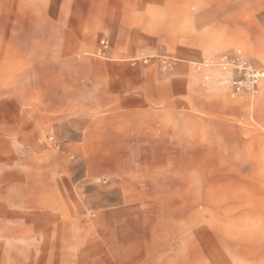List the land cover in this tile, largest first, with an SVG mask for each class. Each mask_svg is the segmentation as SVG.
I'll return each instance as SVG.
<instances>
[{
	"label": "rangeland",
	"instance_id": "rangeland-1",
	"mask_svg": "<svg viewBox=\"0 0 264 264\" xmlns=\"http://www.w3.org/2000/svg\"><path fill=\"white\" fill-rule=\"evenodd\" d=\"M258 72L264 0H0V264H264Z\"/></svg>",
	"mask_w": 264,
	"mask_h": 264
},
{
	"label": "built area",
	"instance_id": "built-area-1",
	"mask_svg": "<svg viewBox=\"0 0 264 264\" xmlns=\"http://www.w3.org/2000/svg\"><path fill=\"white\" fill-rule=\"evenodd\" d=\"M103 46H104V47H107V45L104 44V43H103ZM261 78H262V79L264 78V72H258V73H255V74L252 75V79H253V81H254V79H255L254 83H256L257 80H258V79H261ZM233 85H235V88H236L237 90H239V85H238L237 82H234Z\"/></svg>",
	"mask_w": 264,
	"mask_h": 264
}]
</instances>
